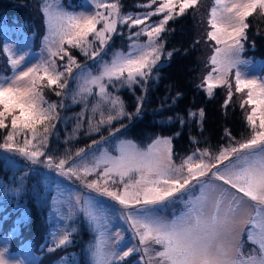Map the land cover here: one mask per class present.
I'll list each match as a JSON object with an SVG mask.
<instances>
[{
    "label": "snow or ice",
    "instance_id": "6c2138e0",
    "mask_svg": "<svg viewBox=\"0 0 264 264\" xmlns=\"http://www.w3.org/2000/svg\"><path fill=\"white\" fill-rule=\"evenodd\" d=\"M198 3L199 0H148L141 6L151 9L157 5L155 9L133 15L122 12L119 0H91L93 10L88 12L68 11L60 0H43L49 59L0 79V130H7L0 150L19 154L32 164L43 163L61 176L75 177L90 193L107 197L123 209L121 218L138 244L121 247L124 237L120 232L115 233L116 240L112 242L102 202L91 195H76L78 210L96 234L88 248L90 264H124L137 253L138 264H264V77H249L239 68L248 63L241 59L250 27L248 18L257 13L264 17V0H214L208 19L211 30L207 32L208 39L215 42L208 58L211 70L199 85L208 97L217 88H227L223 104L227 108L234 94L230 78L235 69L234 91L243 94L239 107L245 110L247 138L237 140L226 129L228 145L215 153L197 148L179 163L173 158L172 137L164 136H157L146 147L119 140L115 154L97 147L99 154L93 153L90 161L86 159L89 153L80 148L74 154L79 163L72 154L57 159L45 152L59 113L58 105L45 99L44 87L55 86L59 89L55 95L61 96L68 89L69 79H74L78 85L72 94L74 102L77 97L86 100L96 88L99 99L91 111L93 118L97 113L100 118L95 123L89 118V132H99L104 124L130 117L121 97L109 92V86L131 89L141 85L146 91L148 80L154 75L158 78L162 57L172 56V52L164 51L162 34L168 30L166 26ZM121 25L138 27L131 37L144 36L146 42L133 40L127 52L115 51L110 60H103L101 53ZM65 45L92 60L100 58L98 74L93 75L78 63ZM3 50L9 54L13 69L25 59L13 55L8 44ZM55 57H67L62 71ZM137 101L139 114L143 97ZM197 115L202 121L204 110L189 112L191 117ZM80 127L78 114L74 132ZM119 131L110 130L109 136ZM104 141V137L93 140L89 149ZM41 157L45 159L41 161ZM94 174L96 178L89 180ZM178 202L182 205L178 213L165 214ZM53 236L55 247L49 251L71 243L70 231ZM246 242L253 245L247 251ZM0 264L23 261L10 258L3 248Z\"/></svg>",
    "mask_w": 264,
    "mask_h": 264
},
{
    "label": "rangeland",
    "instance_id": "374dc122",
    "mask_svg": "<svg viewBox=\"0 0 264 264\" xmlns=\"http://www.w3.org/2000/svg\"><path fill=\"white\" fill-rule=\"evenodd\" d=\"M28 1L30 4L27 5V8L29 10V14H31V17L20 20H14V18H16V15L14 11L10 12V10L15 6H19L20 4H17V1L15 0H0V6H2L3 3L6 2L3 6L9 8V11H7L6 9L0 10V22L6 24L5 26L0 28V44L2 42L3 46L5 44L10 45L13 49V55H22L25 57L22 64L19 65L16 69H13L12 65L9 63V54L3 50L5 57L8 61L7 64L9 69H7L5 59L2 58L3 56L0 47V79L10 77L14 74V72L24 70L27 67L39 64L42 60L49 59V54L46 49L44 40V37L46 35L45 21L44 23L41 22L42 19L44 20V15L41 10L43 0ZM208 1L209 0H199L198 5L194 9H191L192 18H194L195 25L197 28L196 39L198 41V45L195 50L197 51V60H199L201 67L197 80L199 84H201L204 76L211 70V66L208 64V59H204L205 53L211 50V53L209 55L210 57L213 54V48L215 46V42H210L211 40L209 41V39H203L204 30L206 26L203 17L204 8L206 7ZM119 2L123 13H130L133 15H142L147 11L154 10L157 6L152 5L151 9L147 7H142L141 5L147 4L148 0H119ZM60 3L68 11L88 12L93 10L91 0H60ZM39 14L41 15L40 18ZM160 18H162V15L153 16L148 22L151 23ZM249 18L250 21H248L250 27L248 29L249 32H251L250 35H258V33H261L262 30L261 25L262 28L264 27V17L260 16L257 13ZM138 30V27L129 29L126 25L119 26L118 33L112 36L109 45L105 48L104 52L101 53L103 60H110L112 54L115 51L127 52L129 49L125 41L128 42V46L133 42V40H137L139 42H146L147 38L144 36H141L139 38L131 37V33ZM114 39H116V41H114ZM251 39L252 38L247 36V40L244 42L245 50L241 53V59L247 61L248 63L239 65V68L249 77H264V52L260 51L259 53H257L259 57L254 56L253 52L249 50V43L252 41ZM65 47L68 48L67 45H65ZM68 50L73 56L76 57L78 63H80L82 66H86L88 70H91L93 75L98 74L100 58H97V60L88 59L86 61L85 59L87 58V56L79 52L78 49L68 48ZM53 59H55L56 61L58 70L62 71L63 65L67 62V57H65L64 60H61L59 57H55ZM234 73L235 69L233 70V75L230 78L233 83L234 94L232 101L228 106L230 108H233V110H235V113H241V121L243 123H246L245 110L239 107V103L241 98L243 97V94L235 93L234 91ZM73 81L75 82L72 85L71 83ZM77 87V81L74 79H69L68 89H66L64 91V94H62L61 96L55 95V92L59 91V89H57L55 86H52L51 88H43V95L45 99L50 103H56L58 105L57 112L59 113V119L53 121V123L55 124V128L52 130L51 135L49 136L48 146L45 149L46 155H52L53 157L58 159L63 158L68 154H72L74 160L79 163V158H76L74 154L80 148H84L86 152L89 153L86 158L88 161L91 160V156L93 153H95L96 155L99 154L98 152H96L97 147L101 149L107 148L109 151H113V154H115L114 147L119 140H130L123 137L121 118L115 120L117 121V123L115 124L117 125L116 127L113 125H111L112 128L110 127L111 131H114L117 128H119L120 131L115 132V135L113 136H109V129L107 131L108 135L104 137V143L98 146H93L91 149H89V146L92 144V141L100 140L96 138L97 136H93V133L89 135L81 131L78 135L71 134L70 138V135H68L67 131H65L63 124H65L66 118L68 117V100H72L71 98H69V96L72 97V94L77 90ZM70 88H73L74 90L72 93H69ZM97 91L98 90L96 88H93V94L87 96L86 100L79 101V97H77V100L79 101V103H81L80 107H86V104H88L92 108V105L95 104L96 101L99 99L95 94ZM214 92H216V95H220L218 97H220V101L222 102V104H224V101L227 97V88H217L214 90ZM61 104H63V107H60ZM105 111L107 112V109H105ZM244 129H247V125L246 128L243 127L242 129L237 127L236 131L233 132L238 135L232 136L235 137L237 140L247 138L248 129L243 132V135L241 134V131ZM61 134H63L65 139L70 138L73 141L71 146L67 148H58L59 146H56L57 141L61 140ZM164 137L170 136L167 134L164 135ZM202 139L204 140L201 141H206V145H194L189 147L187 151H185L186 148H182V151L177 153L176 156L175 154L173 155L174 160L179 163L184 157L192 154L197 148H207L213 153H215L221 146H226L230 142L229 137L226 135L219 137L218 141L216 142H213L210 139V135L204 136ZM0 142H3V138H0ZM69 149L70 152L67 153ZM5 156L10 157V160H5ZM44 159L45 157H41V161H43ZM11 161H14L15 163L13 164L11 163ZM5 164L12 166L16 169L15 172H17V174L15 173V175L18 179V184L24 189L28 190L35 187L34 184L37 180L35 179L34 181V178L39 177L41 179L40 182H42L43 185L46 186L51 201L50 212H47L45 216L42 215L43 220L40 221L39 225H37V228L35 230L30 231L26 230L27 224H25L26 222H23L29 214L28 210H22L24 218L22 220L16 221L15 215H10V212L5 213L8 214V216L3 217L2 213L4 209L0 206V249L6 248L10 258L14 260L23 261V264H71L72 262L70 259H74L73 253L79 246V257L84 258L90 264L88 248L89 245L94 243L96 234L94 233L92 227L86 221L83 213L78 210V206L75 203V197L77 194H80L81 197L91 195L97 201L102 202L108 216L107 233L112 242H115L116 240L115 233L120 232L121 235H123L124 237V241L121 243V247H123L124 245L131 246L134 244H138V241L133 239V234L128 224L124 219L121 218V214L123 212L121 206L107 197H100L97 196L95 193H90L89 190L84 187L83 183L80 180L76 179L75 177L69 178L61 176L57 174L54 169L47 168L43 163L32 164L19 154L5 153L3 150H0V165L5 166ZM1 169L2 166H0V175L2 174ZM95 178V174L93 176L88 177L89 180ZM21 181L23 183H28L26 186H23ZM26 197L31 196L30 194H28L26 195ZM81 203H83L82 200ZM181 208L182 205L178 202L174 206H170L166 210L165 214L171 216L173 213H178ZM83 225H87L88 227H90V233L87 234L86 232H84L83 235L81 234L84 230ZM65 230L70 231L71 236L77 234L78 237H75L79 241V243L76 245L77 248L74 247L75 245L73 246L74 249L63 246L55 248L54 251H49L50 248L55 247L53 233L59 235ZM252 247V244L247 242L245 243V251ZM139 255V253L135 254L134 256L130 257L127 261H125L124 264H138ZM79 263V260L78 262H74V264Z\"/></svg>",
    "mask_w": 264,
    "mask_h": 264
},
{
    "label": "trees",
    "instance_id": "16d2710c",
    "mask_svg": "<svg viewBox=\"0 0 264 264\" xmlns=\"http://www.w3.org/2000/svg\"><path fill=\"white\" fill-rule=\"evenodd\" d=\"M15 1L20 5L10 10V12L14 11L16 15L14 20L30 18L31 14H29L27 8V5L30 4L29 1ZM5 3L6 2H4L3 5H5ZM3 5L0 6L3 7L0 8V10L6 9L9 11V8ZM213 6L214 0H209L204 8L203 17L206 26L203 39H208L207 32L210 31L208 19L210 10ZM40 17L41 15L39 14V18ZM248 20L250 21V18H248ZM41 22L44 23V20L42 19ZM5 25V23L0 22V28ZM166 28L168 30L162 34L163 40L165 41L164 51L165 53L172 52V56L170 58L167 55L162 57L158 64V78L154 75L153 78L148 80L146 91L143 90L144 86L141 85H135L131 89L128 87L117 86L113 88L111 85L109 86V92L120 96L124 102L125 111L131 114L130 117L126 115L121 118L123 137L136 142L141 147H146L157 136L168 134L173 139L174 154L176 156L177 153L182 151V148H186L185 151H187L189 147L194 145H206V141H201L204 140L202 139L204 136L210 135V139L216 142L219 137L225 135L226 129L229 130L232 135L237 136L238 134L233 132L236 131L237 127L241 129L243 127L246 128V123L241 121V113L237 112V115L235 110L229 106L224 108L219 99L220 97H218L220 95H216V92H214L212 97H208L197 82L201 67L199 60H197V51L195 50L198 45L196 39L197 28L195 20L192 18L191 9L183 16H178L174 20L169 21ZM261 29V33L254 36H251V32L247 29V36L252 38V41L249 43V50L253 52L256 57H259L257 53L260 51L264 52V27L262 28V25ZM114 41H116V39H114ZM125 42L128 47V42ZM1 44L2 58L5 59L6 68L9 69L7 58L3 52V44ZM210 53L211 50L207 51L204 59H208ZM88 59L90 58L87 57L85 60L87 61ZM155 71L154 69V73ZM74 82L75 81L71 84L73 85ZM73 91V88H70L69 93ZM178 93L179 95H177ZM138 97H143L139 114L136 112ZM69 98L72 99L71 96H69ZM78 100L80 101L81 99L78 98ZM78 100L77 102H74L73 99L68 100V117L66 116V122L63 124V127L68 135H70V138L71 134L78 135L79 132L82 131L89 135L93 133V136H97V139H101V137L108 135L107 131L109 129L111 130V125L117 126L115 125L117 121L114 120L111 125H102L99 132H89L88 120L89 118H93L91 106L86 104V107H80L81 103H79ZM199 109H203L205 112L202 121L198 115L196 117L189 116V112L198 113ZM78 114L81 127L74 132L77 125ZM99 118V113H97L93 118V123L99 120ZM181 120H183V123H181ZM246 130L247 129L242 130L241 134L243 135V132ZM6 131L7 130H0V138H3ZM177 133L179 134L177 135ZM70 138L65 139L63 134H61V140L57 141L56 146H59L58 148H67L71 146L73 141ZM18 142L22 143V138H18ZM69 152L70 149L67 153ZM0 166H2V174L0 175V206L4 209L2 213L3 217L8 216V214L5 213L10 212V215H15L16 221H19L24 218L22 210H28L29 214L26 217L27 221L25 219L23 222L27 224L26 230H35L40 221L43 220L42 215L45 216L51 209L50 196L46 186L40 182L41 179L38 177L34 178V181L35 179L37 180L34 184L35 187L28 190L24 189L18 184V179L15 175L17 172H15L16 169L14 167L7 164H5V166ZM21 183L23 186H26L28 182L23 183L21 181ZM16 189H20V191L17 192ZM28 194H30L32 198L26 197ZM83 227L84 230L81 233L82 235L84 232L87 234L90 233V227L87 225H83ZM75 237H78L77 234L71 236V243L65 245V247L73 248L75 245L74 247L77 248L76 245L79 241ZM78 248L80 249L79 246ZM78 248L73 253L74 259H70L72 262L71 264H74L75 261L78 262V260L80 262L79 264H89L84 258L79 257L80 252Z\"/></svg>",
    "mask_w": 264,
    "mask_h": 264
}]
</instances>
